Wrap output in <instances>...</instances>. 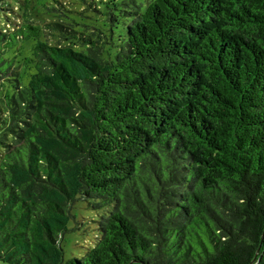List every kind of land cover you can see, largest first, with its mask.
Here are the masks:
<instances>
[{"label": "trees", "instance_id": "obj_1", "mask_svg": "<svg viewBox=\"0 0 264 264\" xmlns=\"http://www.w3.org/2000/svg\"><path fill=\"white\" fill-rule=\"evenodd\" d=\"M17 7H0V261L264 264V0ZM78 201L107 213L65 260Z\"/></svg>", "mask_w": 264, "mask_h": 264}, {"label": "rangeland", "instance_id": "obj_2", "mask_svg": "<svg viewBox=\"0 0 264 264\" xmlns=\"http://www.w3.org/2000/svg\"><path fill=\"white\" fill-rule=\"evenodd\" d=\"M20 1H25L29 10H33L36 13L45 11V8H50L58 1L66 9L72 11V17L82 19L78 14L83 12V9L87 7L88 3L93 0H0V7L5 9V14L13 21L16 19L17 13H20L18 5ZM96 1V0H95ZM9 9V10H8ZM0 9V26L3 27L7 23L4 21V15ZM92 14L88 12L85 16ZM4 23V24H3ZM2 148L0 147V158L2 154ZM107 213L106 209L94 210L85 201H78L74 204L70 210L71 218L67 225V231L63 235L61 241L62 249L64 251L65 260L71 258H80L86 250L93 248L95 244V238L98 235L96 229V221ZM0 264H7L0 261Z\"/></svg>", "mask_w": 264, "mask_h": 264}]
</instances>
